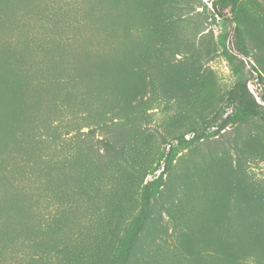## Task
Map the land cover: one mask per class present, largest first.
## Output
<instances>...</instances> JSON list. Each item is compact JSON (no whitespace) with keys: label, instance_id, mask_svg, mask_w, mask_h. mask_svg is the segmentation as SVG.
<instances>
[{"label":"rangeland","instance_id":"obj_1","mask_svg":"<svg viewBox=\"0 0 264 264\" xmlns=\"http://www.w3.org/2000/svg\"><path fill=\"white\" fill-rule=\"evenodd\" d=\"M215 1L0 0V264H118L162 172L127 264H264V0Z\"/></svg>","mask_w":264,"mask_h":264},{"label":"trees","instance_id":"obj_2","mask_svg":"<svg viewBox=\"0 0 264 264\" xmlns=\"http://www.w3.org/2000/svg\"><path fill=\"white\" fill-rule=\"evenodd\" d=\"M240 5V0H216L214 2V7L217 14L221 17H228V12L232 15L237 14L238 8ZM235 33L237 39H240L242 42L243 31L240 27L236 26L233 29V32L229 35V39ZM222 44L225 48L227 57L229 61L234 65V69L236 72H239L245 67V62L240 60V62H236L238 58H236L232 52L227 51L229 48V44L227 41L223 40ZM236 63H240L237 64ZM236 65V66H235ZM240 65V66H239ZM100 76H104L106 68H99ZM262 79L261 76H259ZM228 104L233 107V112L229 114L226 118L221 120L219 124V128H225L231 122H236L242 120L247 116H263L264 115V106L259 102V100L254 96L250 87L249 81L246 79H239L235 85L228 91L227 93ZM197 138H200V135H197ZM163 177V172L156 179L149 181L145 186L144 191V201L143 206L137 215L134 224L131 228L129 237L126 240L125 246L121 251L118 264H127L129 257L135 247L137 240L139 239L149 217L151 211V200L154 196V185L159 179Z\"/></svg>","mask_w":264,"mask_h":264}]
</instances>
